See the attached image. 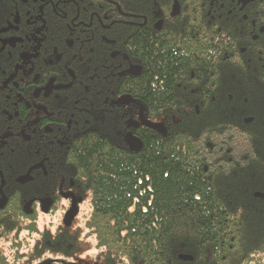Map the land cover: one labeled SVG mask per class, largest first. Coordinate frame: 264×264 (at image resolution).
<instances>
[{"label":"flooded vegetation","instance_id":"flooded-vegetation-1","mask_svg":"<svg viewBox=\"0 0 264 264\" xmlns=\"http://www.w3.org/2000/svg\"><path fill=\"white\" fill-rule=\"evenodd\" d=\"M167 56L192 128L239 145L218 164L251 170L264 212V0H0V264H53L54 236L76 235L80 148L166 133L150 96Z\"/></svg>","mask_w":264,"mask_h":264},{"label":"trees","instance_id":"trees-1","mask_svg":"<svg viewBox=\"0 0 264 264\" xmlns=\"http://www.w3.org/2000/svg\"><path fill=\"white\" fill-rule=\"evenodd\" d=\"M165 61V82L151 88L150 103L165 112L166 133L151 134L138 152L88 144L76 153L91 191L84 228L104 264H264V212L251 195V170L218 164L240 147H212L204 125L192 128L190 101L172 83L174 59ZM143 90L136 83L133 93ZM51 245L54 255L78 252L76 235H55Z\"/></svg>","mask_w":264,"mask_h":264},{"label":"rangeland","instance_id":"rangeland-1","mask_svg":"<svg viewBox=\"0 0 264 264\" xmlns=\"http://www.w3.org/2000/svg\"><path fill=\"white\" fill-rule=\"evenodd\" d=\"M90 209H86L80 214L70 229V233L74 232L77 236V253L72 256L64 257L55 255L53 257V264H104L103 255L101 251L96 248L94 240L89 237L84 228L85 217L88 215ZM55 218L54 222L55 223Z\"/></svg>","mask_w":264,"mask_h":264},{"label":"water","instance_id":"water-1","mask_svg":"<svg viewBox=\"0 0 264 264\" xmlns=\"http://www.w3.org/2000/svg\"><path fill=\"white\" fill-rule=\"evenodd\" d=\"M151 127L156 129L157 131H159V133H162V134L165 133V129L163 128L162 125L151 126ZM125 142H126L128 148L131 152H138L142 148L140 141L132 138L130 135L129 136L127 135ZM76 214H77L76 210H74V211L70 210L69 212L66 213L65 218H64V225L66 227H68L71 224V221L74 219ZM178 259L185 261V262H191L192 261V258L190 256H187V255H179Z\"/></svg>","mask_w":264,"mask_h":264}]
</instances>
